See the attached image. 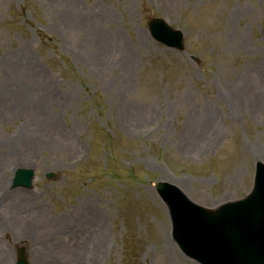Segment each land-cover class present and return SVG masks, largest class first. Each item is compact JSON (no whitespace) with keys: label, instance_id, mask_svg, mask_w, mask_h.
I'll use <instances>...</instances> for the list:
<instances>
[{"label":"rangeland","instance_id":"374dc122","mask_svg":"<svg viewBox=\"0 0 264 264\" xmlns=\"http://www.w3.org/2000/svg\"><path fill=\"white\" fill-rule=\"evenodd\" d=\"M257 161L264 0H0V264L20 247L30 264H200L155 181L215 208ZM19 167L31 189L12 187Z\"/></svg>","mask_w":264,"mask_h":264},{"label":"water","instance_id":"95a60500","mask_svg":"<svg viewBox=\"0 0 264 264\" xmlns=\"http://www.w3.org/2000/svg\"><path fill=\"white\" fill-rule=\"evenodd\" d=\"M153 38L180 51L184 35L161 18L149 21ZM33 169H17L13 188L30 189ZM55 177L47 173V178ZM155 188L170 212L173 237L182 251L201 264H264V163H256L250 193L239 200L207 208L190 200L176 185L166 181ZM15 264H29L20 247Z\"/></svg>","mask_w":264,"mask_h":264},{"label":"bare ground","instance_id":"6f19581e","mask_svg":"<svg viewBox=\"0 0 264 264\" xmlns=\"http://www.w3.org/2000/svg\"><path fill=\"white\" fill-rule=\"evenodd\" d=\"M207 115V114H206ZM208 116V115H207ZM204 125H206V121H203V126ZM198 127H202V126H198ZM197 127V128H198ZM201 133V132H200ZM0 223H1V221H0ZM100 248H102L103 246H102V244L100 243V246H99ZM104 248V247H103ZM165 264H172V263H170V262H167V263H165Z\"/></svg>","mask_w":264,"mask_h":264}]
</instances>
